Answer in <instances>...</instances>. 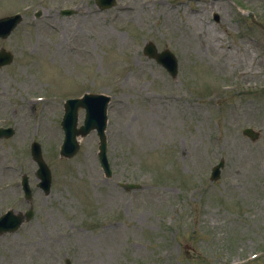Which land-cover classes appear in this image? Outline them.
I'll use <instances>...</instances> for the list:
<instances>
[{"label": "rangeland", "instance_id": "374dc122", "mask_svg": "<svg viewBox=\"0 0 264 264\" xmlns=\"http://www.w3.org/2000/svg\"><path fill=\"white\" fill-rule=\"evenodd\" d=\"M76 4V16H58ZM26 5L33 9L20 31L0 41L16 55L0 69V113L25 106L28 96H54L57 84L46 82L52 73L82 76L92 67L79 93L112 96L114 178L105 181L93 136L77 157L60 160L54 126L61 106L35 108L42 118L0 143V187L25 171L36 183L28 153L37 140L53 188L48 196L35 190L34 219L0 237V264H249L254 254L261 260L250 264H264V32L248 25L249 16L264 24V0H118L105 12L94 0H0V16ZM125 5L133 10L122 11ZM47 23L62 30L59 37ZM63 38L78 39L92 58L59 47ZM146 41L176 53L179 81L142 57ZM247 127L261 132L257 142L242 135ZM220 160L222 177L212 183ZM9 164L16 171L4 170ZM115 181L143 189L124 191ZM3 196L11 202L22 192ZM18 207L28 209L22 201Z\"/></svg>", "mask_w": 264, "mask_h": 264}]
</instances>
